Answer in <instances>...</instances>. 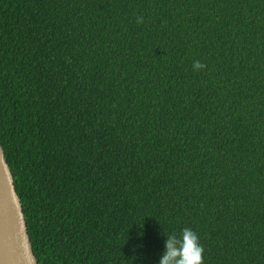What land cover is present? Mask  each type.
<instances>
[{"label": "trees", "instance_id": "trees-1", "mask_svg": "<svg viewBox=\"0 0 264 264\" xmlns=\"http://www.w3.org/2000/svg\"><path fill=\"white\" fill-rule=\"evenodd\" d=\"M0 144L37 264H264V0H0Z\"/></svg>", "mask_w": 264, "mask_h": 264}, {"label": "water", "instance_id": "water-1", "mask_svg": "<svg viewBox=\"0 0 264 264\" xmlns=\"http://www.w3.org/2000/svg\"><path fill=\"white\" fill-rule=\"evenodd\" d=\"M0 264H37L13 175L0 144Z\"/></svg>", "mask_w": 264, "mask_h": 264}, {"label": "clouds", "instance_id": "clouds-1", "mask_svg": "<svg viewBox=\"0 0 264 264\" xmlns=\"http://www.w3.org/2000/svg\"><path fill=\"white\" fill-rule=\"evenodd\" d=\"M204 67L199 61L193 62V69ZM203 247L197 234L190 228H183L179 235L169 234L164 240V250L158 264H203Z\"/></svg>", "mask_w": 264, "mask_h": 264}]
</instances>
